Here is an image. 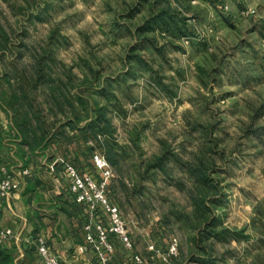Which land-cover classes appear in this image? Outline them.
I'll list each match as a JSON object with an SVG mask.
<instances>
[{
	"label": "rangeland",
	"instance_id": "obj_1",
	"mask_svg": "<svg viewBox=\"0 0 264 264\" xmlns=\"http://www.w3.org/2000/svg\"><path fill=\"white\" fill-rule=\"evenodd\" d=\"M152 5L155 11L171 8L178 26H185L179 39L151 21L144 28ZM0 27L8 37L0 53L2 137L8 138L4 126L12 114L6 80L16 83V70L33 64L31 53L57 28L63 39L52 49L53 76L66 82L71 73L88 99L103 89L100 82L120 81L112 90L125 115L109 108L106 118L115 142L127 149L120 172L108 164L113 176L105 194L116 200L138 248L150 241L163 251L176 239L178 255L167 264H264V0H0ZM142 35L148 40L140 43ZM131 48L174 95L155 84L145 65L128 63ZM86 76L88 88L82 85ZM44 111L52 122L47 106ZM89 114L88 108L81 112ZM60 144L54 139L44 149L48 157L32 158V167L72 166L95 178L87 162L99 151L88 157L82 155L86 144L74 142L69 150ZM164 154L162 170L150 166ZM200 161L216 187L209 189L208 210L200 203L202 215L194 204L198 185L187 172ZM17 169L6 171L17 176ZM207 217L217 221V230H227L225 238L200 240L198 227Z\"/></svg>",
	"mask_w": 264,
	"mask_h": 264
},
{
	"label": "trees",
	"instance_id": "obj_2",
	"mask_svg": "<svg viewBox=\"0 0 264 264\" xmlns=\"http://www.w3.org/2000/svg\"><path fill=\"white\" fill-rule=\"evenodd\" d=\"M35 3L39 4V0H35ZM159 3L160 2L158 1L157 4ZM49 6L50 4L47 3L44 7L45 10H47ZM151 9V14L153 16L150 17L151 19L146 21L144 28L148 29L151 25V21L152 24H156V27H158L162 33L167 34L169 38L179 39L182 33H184L185 26H178V22L175 19L176 15L172 13L171 8L169 6H165V8H160L155 11L154 6L152 5ZM56 29H52L44 44L40 45L38 49L36 48L31 53L33 64L30 66L20 67V69L16 70V83L12 85L6 80L9 86V91L6 94V105L11 108L12 114L10 117L13 122L15 136H17V138L20 137L21 139L18 145L26 146L27 150L30 153H33L36 150L42 151L45 148H48L54 143V139L64 141V145L65 143L72 144L76 142L78 147H82L86 144L87 146L85 145V152H83L82 155L89 157L92 156L95 151H99L107 163L120 172V166L118 165L119 158H121L120 154H125L127 148L115 142L113 139L114 127L111 121L106 118L107 112H110L109 108L113 110L112 112L117 113L119 116L125 115V110L122 108L120 98L117 93L112 90L113 83L118 86L120 85V81L114 79L111 82L108 80L100 82L103 89L96 91V93H98L96 98H91L89 95L90 99H88L85 96L86 92L83 89H79V87L74 84L73 81L76 78H74L68 70L67 71L70 75L66 76V82L58 76H53V65L51 64L55 63V61L53 59L54 55L52 53V49L54 45H60L62 43L60 39H63V36L56 33L58 30ZM147 40L148 38L144 35L139 37L140 43H143L144 41L146 42ZM7 42L8 37H6L5 33L3 34L0 27V53H3L8 47ZM130 52L131 55L128 56V63L133 61L136 65H145V70L151 71L153 75L152 80L155 84L165 87L167 94L174 95V92L169 90L162 82L161 76L153 71L149 62L143 59L142 55L136 53V48H131ZM127 74L133 75L134 71H129ZM96 75L97 72L94 74V78L92 80L97 81ZM92 80L86 76L82 80V85L88 88L91 86L90 83ZM70 88L73 90L76 89V92H71ZM36 90H40V93H42L44 97V104H36ZM72 97H75V99ZM45 106H47L48 111L52 116V122H49L46 115H44ZM87 108L91 114L87 117H82L81 112ZM59 114L62 118L59 117ZM61 122L62 124H59ZM79 124H82V126H79ZM63 128H67L69 131L78 132L81 138L78 136L70 137L68 135L69 132ZM202 132L207 134L203 127ZM80 141H82V146L80 145ZM133 141L134 140H131V142ZM164 157H167V154H164L163 156H154L153 159L155 162H153L150 166L162 170ZM74 160L76 163L79 161L78 158H75ZM28 163L29 160L24 162L25 165L23 166L27 167ZM87 163L88 167L92 168L96 173L94 176L95 178L97 177L96 180H98L99 175L94 168L92 160L90 159ZM1 165L5 168L7 167L5 162H1ZM207 169L209 170V167L205 166L202 161H200L198 166H188L187 168V172L194 180V183L198 185V187L195 188L194 204L200 214L202 209L200 203L204 206L205 201L208 198L209 189H216V187L212 185L213 181L210 179ZM109 202L112 205H118L114 199H110ZM1 205L2 204H0V221L3 215ZM205 210H208L207 205ZM216 226L217 221L213 217H207L204 219L201 226L198 227L203 229V231L199 232L200 240H205L211 236L225 238L228 234L227 230H217ZM0 230H2L1 226ZM32 238H35V236ZM109 240L114 245L115 251L110 256L108 264H113L116 257H118L116 246L120 245V243L114 235H110ZM29 247L36 250L34 246ZM14 250L15 246L13 244H7L6 242L0 244V264H14ZM121 250L125 251L122 246ZM96 257V260L101 263L97 254Z\"/></svg>",
	"mask_w": 264,
	"mask_h": 264
},
{
	"label": "crops",
	"instance_id": "obj_3",
	"mask_svg": "<svg viewBox=\"0 0 264 264\" xmlns=\"http://www.w3.org/2000/svg\"><path fill=\"white\" fill-rule=\"evenodd\" d=\"M10 115L7 118L8 123L4 126L8 138L1 135L0 169L5 168L1 165V162H5L7 166L5 170L12 172L10 169L17 167V172L28 170L29 175L21 178L23 184L20 192L16 193L9 202L2 203L1 228L21 233L22 240L27 237H43L60 264H101L96 260V252L93 249H82L87 245L83 225L91 220L92 212L85 206L76 204L70 193V180L61 166L49 170L32 167L30 161L32 158L48 157L45 154L46 150L30 153L26 146L18 145L21 139L15 136ZM0 132H2L1 128ZM59 142L61 143L60 139ZM60 145L64 146L63 143ZM80 145L82 146V141ZM70 147L71 144L66 148L69 150ZM77 157L78 160L82 159V156ZM27 160H29L28 166L24 167V162ZM6 243L15 246L14 264L40 262L36 250L25 245L23 241ZM116 247L118 257L113 264H136L133 260L134 254L142 257L143 264H164L155 258L154 253L147 252L146 247L140 250L136 242L132 251H122L120 245ZM157 248L161 249L159 246Z\"/></svg>",
	"mask_w": 264,
	"mask_h": 264
},
{
	"label": "built area",
	"instance_id": "obj_4",
	"mask_svg": "<svg viewBox=\"0 0 264 264\" xmlns=\"http://www.w3.org/2000/svg\"><path fill=\"white\" fill-rule=\"evenodd\" d=\"M92 162L98 172V180L93 176L80 174L72 166H66L64 172L70 180V193L76 203L85 206L93 214L91 220L83 225L87 245L86 248L82 249H93L101 264H108L110 256L115 251L114 245L109 240L110 235H114L127 251L133 250L134 241L129 226L121 216L119 209L109 202L105 194L108 182L113 176L107 161L96 152L92 156ZM28 175V170L13 176L7 173L5 168L0 169V204L9 202L16 193L20 192L23 184L21 178ZM8 241H23L25 245L34 246L40 258L38 264H60L58 258L51 253L45 239L41 236L27 237L22 240L21 233H15L11 229L4 228L0 230V244ZM146 251L154 253L155 258L167 264L168 258L178 255L176 239H172L163 251L152 242H148ZM133 260L136 264H143V259L139 255L134 254Z\"/></svg>",
	"mask_w": 264,
	"mask_h": 264
}]
</instances>
